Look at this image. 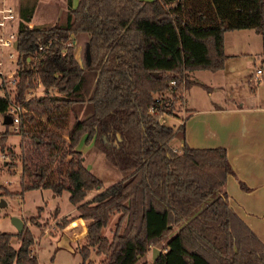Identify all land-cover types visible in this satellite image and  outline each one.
<instances>
[{"label":"trees","instance_id":"trees-1","mask_svg":"<svg viewBox=\"0 0 264 264\" xmlns=\"http://www.w3.org/2000/svg\"><path fill=\"white\" fill-rule=\"evenodd\" d=\"M34 8L29 0L18 8L20 79L14 99L27 109L18 130L24 152L19 183L21 193L39 188L68 193L87 229L80 264L91 247L102 257L87 264H136L162 241L155 260L141 264H264V241L235 212L223 187L234 174L225 148L190 146L185 118L176 127L159 120L173 109L165 91L181 96L198 84L191 71L223 67L225 31H264V0H78L59 23L29 27ZM70 34L88 35L86 67L74 46L62 53ZM49 40L27 67L36 41ZM259 66L264 86V51ZM37 79L44 92L25 101ZM6 106L0 95V113ZM152 106L157 114L149 112ZM9 129L6 124L0 134V149ZM174 137L180 140L177 150L169 144ZM80 142L100 150L124 176L104 186L85 166ZM237 186L249 189L241 180ZM0 188L3 195L13 194ZM92 189L100 191L85 199ZM115 214L108 237L103 229ZM13 235L0 232V264H38L25 223L15 234L17 248Z\"/></svg>","mask_w":264,"mask_h":264},{"label":"rangeland","instance_id":"rangeland-1","mask_svg":"<svg viewBox=\"0 0 264 264\" xmlns=\"http://www.w3.org/2000/svg\"><path fill=\"white\" fill-rule=\"evenodd\" d=\"M24 1L26 0H15L17 10L19 8V3ZM29 2H35L33 20L35 22L38 21L40 25H36L42 27H48L62 21L70 5L67 4L66 0H29ZM224 39L226 53L240 52V54L243 55L240 62H237L236 71L230 72L228 70V60L221 70L210 71L201 69L191 71L189 76L202 80L210 87V91L199 85H193L189 89H186L181 96L177 95L170 100L166 99L167 107L173 104V109L169 114L160 113V121L163 120L164 123L173 125V127L179 125L188 113L185 109L184 99L190 110L199 109L201 111L204 110L202 112L206 113L205 110H212L213 106L219 105L220 107L217 108H225L231 104L236 105L238 104V100H246L249 93H252L248 87L253 86L252 83L254 82L253 80H251V82L247 81V69L253 71L255 67H260L259 60L264 51V31L255 34V30L252 29L228 30L224 32ZM232 40L234 44H232ZM87 43V34H82L77 39L76 47L78 48V59H81V57L85 59L84 56L87 55ZM238 43L241 44L238 45ZM242 43H245V45ZM231 58L232 56H229L230 60ZM86 66V62L85 64L82 63V67ZM261 78L263 79L262 69ZM255 91H258L260 96L263 95V85H257ZM36 92L42 93V88L37 89ZM2 128L3 125L0 124V129ZM9 128L11 129L10 126ZM3 131L4 130H0V134ZM20 142V134L9 130V135L5 141V147L4 149H0V186L8 188L13 193L12 195H3L4 193L0 188V200L4 199L6 201L5 205L0 206V232L5 231L13 233L11 244L17 248L19 245V240L15 235L17 229L11 222V216L22 217L25 226L31 231L33 237L35 239L38 238V242L34 239L32 252L36 250L35 252H37L40 264H80L82 258L79 254V249L86 245V235L78 238L68 237L67 241H63L62 238L59 237V234L63 235L64 230L62 231L61 229L65 226L63 225V227L60 228L58 225L59 221H62V219L72 220V218L79 216V213L76 208L75 212L61 216L60 212H56L55 206L60 207L65 212L69 211L70 207L68 205L67 192H62L55 197L52 196L53 193L51 190L41 188L28 189L21 193L19 175L22 165L21 158L24 152L22 151ZM104 143L107 146L109 145L106 140ZM177 143L178 139L175 137L169 141V144L176 150L178 149ZM23 145H25V141ZM78 149L83 152L85 166L103 180L104 186L114 183L124 176V174L109 163L102 152L92 144H83V142H80ZM98 191H100V189L89 190L85 199H91ZM236 200L235 197H231L233 204H236ZM39 206H42L40 208H43L41 210L43 214L39 213L38 215L37 207ZM50 211L52 213L46 217V214L50 213ZM116 216L117 214L113 215L108 221L107 226L103 229L104 235L108 237L111 236L112 223ZM53 225H57L58 227H55L59 228V230L55 232L50 231ZM175 232L176 228L167 238L172 236ZM164 242L165 241H162L153 247L162 249L164 247ZM152 248H150L144 256L140 257L136 264H141L143 261H151ZM101 257V255L95 253V248L91 247L90 253L84 264H87L88 260L97 263Z\"/></svg>","mask_w":264,"mask_h":264},{"label":"crops","instance_id":"crops-1","mask_svg":"<svg viewBox=\"0 0 264 264\" xmlns=\"http://www.w3.org/2000/svg\"><path fill=\"white\" fill-rule=\"evenodd\" d=\"M66 2L72 7H75L77 0H66ZM29 23L31 25H40L38 21L35 22L33 20V15L31 22ZM255 34H257L256 31ZM80 35L75 36L76 41ZM232 44H234L233 40ZM240 44L241 43H238V45ZM242 44L245 45V43ZM222 49L226 55L223 67L228 60V70L230 72H235L237 62H240L243 55L240 54V52L226 53L224 33ZM229 56H232L231 60L229 59ZM75 57L81 66L82 63L85 64V62L88 64V55L84 56L85 59L83 57L78 59L77 47L75 48ZM247 71V81L251 82L249 77L252 71L250 69H247ZM192 79L198 81V84L196 83L193 85L203 87L199 84L202 83L206 85L208 91H210V87L202 80L196 77H192ZM261 79L257 81V83H252L253 86L248 87L252 93H249L246 100H238V104H231L225 108H217L220 107L219 105L213 106L212 110H205L206 113L202 112L204 110L201 111L199 109H194L193 111L192 109L190 110L184 99L185 109L188 112L187 116L184 117V131L186 142L190 146H220L225 148L227 160L234 172L233 175L226 176L223 185L228 195V201L239 217L261 241H264V86L263 95L260 96L258 91H255L257 85H263V79ZM177 144L178 146L180 145V140H178ZM237 180L244 182L249 189L247 191L239 189L237 186ZM52 196L55 197L56 195L52 194ZM231 197L237 199L235 201L236 204L232 203ZM68 205L70 207L68 212L63 211L58 206H55L54 208H56L57 213L60 212V216L76 211L75 207L70 202H68ZM42 209L43 208H41V210ZM41 210L40 214H43L41 213ZM51 211L46 214V217L52 213ZM19 218L24 224L23 218ZM77 218L81 219L82 223L85 225L84 220L80 215L72 218V220ZM55 226L58 227L57 225ZM55 226L53 225L50 231L55 232L56 230H59V228H56ZM61 230L63 231L64 227ZM59 237L62 238V235L59 234ZM35 241L38 242V238H36ZM35 251L33 253L37 256V252ZM38 264H40L39 261Z\"/></svg>","mask_w":264,"mask_h":264},{"label":"built area","instance_id":"built-area-1","mask_svg":"<svg viewBox=\"0 0 264 264\" xmlns=\"http://www.w3.org/2000/svg\"><path fill=\"white\" fill-rule=\"evenodd\" d=\"M20 21L19 11L15 5V0H0V95L5 98L7 101L5 113H0V124L3 125L5 129L4 118H10L9 126L11 131L18 132L19 125L22 117L27 112L26 107H24L20 102L14 99V89L16 83L20 79L18 70L20 68L18 63V46L15 47L14 44L18 42V24ZM27 26L31 27L30 23H27ZM50 40L47 44H43L41 41H36V50L31 52L26 57V65L30 67L34 61L38 51H42L45 46L50 44ZM64 48L62 53L65 52L67 47L76 46L77 41L73 34H70L68 38L63 42ZM261 79V68L255 67L251 72L249 80H253L254 83H257ZM36 86L29 89L26 92L24 100H28L33 95H39L44 92L43 85L39 79L35 80ZM175 86L174 80L170 82V88ZM42 88V93H37V89ZM164 98L172 99L174 97L173 91H165L163 93ZM159 96L155 97V100H159ZM158 108L152 106L149 109L151 113H158ZM163 121V120H161Z\"/></svg>","mask_w":264,"mask_h":264},{"label":"water","instance_id":"water-1","mask_svg":"<svg viewBox=\"0 0 264 264\" xmlns=\"http://www.w3.org/2000/svg\"><path fill=\"white\" fill-rule=\"evenodd\" d=\"M15 47L18 46V42L16 41L14 44ZM87 55H88V62H89V50H88V43H87ZM4 123L8 124L10 123V118L5 117L4 118ZM6 201L4 199L0 200V206L5 205ZM11 222L17 229V232H22L23 231V221L18 217V216H11ZM87 234V229L86 226L82 223L81 219H73L69 223H67L64 227V233L62 235V240L67 241L68 237L72 238H78L85 236ZM160 249L157 247L152 248V260H155L157 255L159 254Z\"/></svg>","mask_w":264,"mask_h":264}]
</instances>
